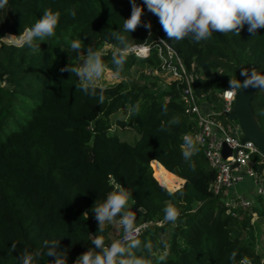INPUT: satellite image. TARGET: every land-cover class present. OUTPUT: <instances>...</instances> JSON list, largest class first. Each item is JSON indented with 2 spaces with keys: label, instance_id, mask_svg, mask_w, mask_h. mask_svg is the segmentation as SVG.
<instances>
[{
  "label": "trees",
  "instance_id": "1",
  "mask_svg": "<svg viewBox=\"0 0 264 264\" xmlns=\"http://www.w3.org/2000/svg\"><path fill=\"white\" fill-rule=\"evenodd\" d=\"M47 8L61 15L56 36L36 41L39 50L0 40V264H22V252L41 248L44 240L59 241L67 251V264H74L99 234L92 206L116 185L131 190L129 202L141 210L139 222L147 225L141 240L167 243L165 264H234L233 250L238 253L235 264L245 255L261 264L264 252L253 235L251 215L261 218L264 239V203L227 210L209 188L214 173L201 150L192 157L195 170L190 168L180 146L183 135L193 133L195 120L183 112L181 84L170 80L154 90L157 78L152 72L163 70L158 49L169 45L193 74L196 95L217 110L230 77L241 79L243 68L264 70V28L254 37L245 25L239 36L214 32L208 41H174L145 5L142 20L151 21V32L140 26L122 34L132 43H143L149 53L142 59L130 54L124 69L139 63L150 71H141L138 79L108 82V99L99 105L75 88V74L60 69L79 66V54L70 48L73 39H80L85 49L113 45L104 51L111 67L115 40L110 34L122 31L124 18L131 14L129 0H9L0 9V36L19 35ZM69 9H75V18ZM138 101V116L130 117L127 110L124 119L116 120L119 126L131 127L135 139L118 138L111 132L110 115ZM250 106L264 132L261 91L252 95ZM173 117L180 123L169 125ZM253 157L258 171L264 157ZM180 181L179 191L169 196L165 186L173 188ZM261 183L264 189V180ZM166 203L180 210L175 224L160 222ZM164 250L162 244L156 248ZM53 259L37 257L34 264Z\"/></svg>",
  "mask_w": 264,
  "mask_h": 264
},
{
  "label": "clouds",
  "instance_id": "2",
  "mask_svg": "<svg viewBox=\"0 0 264 264\" xmlns=\"http://www.w3.org/2000/svg\"><path fill=\"white\" fill-rule=\"evenodd\" d=\"M8 2L9 0H0V9H4ZM129 2L131 14L128 18H124L122 31H113L110 34L115 40L114 50L111 52V67L104 61L103 49L91 46L85 49L80 39H73L70 41V48L79 54L81 63L79 66L67 65L60 69L61 72L69 71L75 74L78 79L75 88L87 96L96 98L99 105H103L108 99L105 95L108 90V82L105 81L106 73L108 81L118 80L130 54L142 59L149 53V48L143 43H132L122 34L132 33L140 26L151 32V21L142 20L145 5L149 12L158 17L168 39L174 41H182L185 38H190L194 43L208 41L214 32L225 35L231 32L239 36L245 25H247V31L254 37L259 29L264 28V0H143L141 4H138L137 0H129ZM67 11L75 18V9ZM60 15L59 11H53L51 8L44 9L41 17L34 24L24 27L20 34L16 35L15 46L27 47L32 52L39 50L42 41L56 36ZM239 75L243 79L230 77L228 87L223 93V98L228 104L236 100L242 89L264 91V73L258 72L255 67L251 70L243 68ZM162 110L167 114L166 104ZM139 113V101L128 107L130 117L138 116ZM179 123L178 117H173L168 122L169 125ZM165 127L162 123L161 129ZM182 140L183 143L180 146L182 157L189 163L190 168L195 170L192 157L199 153L198 145L202 143V138L188 133L183 135ZM165 190L169 196H174L179 191L178 188L166 186ZM131 198V190L116 185L106 194L103 201H95L92 211L98 223L96 233L99 234L91 238V247L81 253L74 264H165L169 256L166 250L167 243L162 241L154 243L151 239L141 240L142 227L137 225V213L129 205ZM163 213L162 223L175 224L180 217V210L174 203H166ZM113 224L119 225L123 234L121 238L112 239L110 243H106L103 233L109 225ZM160 244L165 250L157 252L156 248ZM16 247V242H13L12 250L14 251ZM61 249L59 241L44 240L39 249L34 251L25 249L20 259L22 264H34L37 257L48 256L54 257L49 264H67V251ZM237 254L236 250L230 254L234 264ZM238 264H253V261L245 255ZM261 264H264V261Z\"/></svg>",
  "mask_w": 264,
  "mask_h": 264
},
{
  "label": "built area",
  "instance_id": "3",
  "mask_svg": "<svg viewBox=\"0 0 264 264\" xmlns=\"http://www.w3.org/2000/svg\"><path fill=\"white\" fill-rule=\"evenodd\" d=\"M158 54L161 57L162 71L168 74L170 80L181 84L183 112L195 120V129L192 135L202 138V143L198 147L208 167L214 173L209 186L211 192L219 195L221 201L227 206V210L247 207L250 200L239 194L235 185L242 179L241 172H244L253 177V181L256 183V193L264 191L252 164L255 154L263 155L252 141L240 138L241 131L236 120L226 117L232 103L228 104L223 98L225 88L220 94L221 106L216 111L202 110L198 95L193 88L194 76L186 69L176 52L164 43L163 48L158 49ZM223 143L229 149V152L224 156L221 153ZM122 234L118 238H121Z\"/></svg>",
  "mask_w": 264,
  "mask_h": 264
},
{
  "label": "rangeland",
  "instance_id": "4",
  "mask_svg": "<svg viewBox=\"0 0 264 264\" xmlns=\"http://www.w3.org/2000/svg\"><path fill=\"white\" fill-rule=\"evenodd\" d=\"M0 40L7 42V43H14L15 44L16 36L11 35V34H3L2 36H0ZM112 48L113 47H108V44H105L102 46L101 49H103L105 51L107 49H112ZM80 63H81V61L79 59V65H80ZM143 70L144 71H150L149 68H147V67H145L139 63H135L134 65H132L128 69H123L121 77L127 78V79H138L139 73ZM152 73L157 78L156 85L153 87L154 90H161L162 88H164L165 84L170 81V77L164 71L153 70ZM105 81L106 82H113L116 80L108 81V77H107V73H106ZM145 82H148V81H145ZM0 83H2V82H0ZM198 101H199L200 105L202 106V110H204L206 112L216 111V108H215L216 106L214 107L212 105L213 103L209 102L203 95L198 96ZM127 110H128V107L125 106V107L120 108L118 111H116L115 113L110 115L111 132H114L117 135V137L120 139H125L126 141L132 142L136 137L135 131L129 126H124V127L119 126V125H117V122H116L117 119H124L126 117ZM252 161L254 162V161H256V159L253 157ZM241 175H242V179L237 182V184L235 185V189L241 190L240 192H244L242 194V196L245 199L250 200V202H253L257 206H261L264 203L263 194L262 193L261 194L256 193V191H255L256 183L253 181V177L247 175L244 172H241ZM257 176H258V180H260V181L264 180V164L262 165L260 170L257 171ZM182 181L177 183V185L173 188L179 187L181 185ZM129 205L132 208V210L136 211V213H137V225L141 226V227L145 226L146 223H140L139 222V219L141 217V210L134 209L131 206L130 202H129ZM247 207H249V206H247ZM255 217H257L256 213H253L251 215V219L253 220V224H252L253 235L256 238L257 243L260 245L261 250H262V255H263L264 239H261V234H262L261 218L260 217L255 218ZM162 221H163V219H161L160 222H162ZM122 231L123 230H122V228H120L119 225H117V224L111 225V228H110L108 234L105 236L106 243H110V241L112 239H118V236ZM245 235H247L246 232H245Z\"/></svg>",
  "mask_w": 264,
  "mask_h": 264
},
{
  "label": "water",
  "instance_id": "5",
  "mask_svg": "<svg viewBox=\"0 0 264 264\" xmlns=\"http://www.w3.org/2000/svg\"><path fill=\"white\" fill-rule=\"evenodd\" d=\"M258 72L264 73V70H258ZM243 77H241V80ZM259 91L258 89H242L236 100L232 102L231 109L226 113L228 119L236 120L240 131L242 140H250L254 143L257 150L264 156V132L259 126L258 118L253 113L250 106V99L252 95ZM264 94V91H261ZM229 149L222 144L221 153L226 155Z\"/></svg>",
  "mask_w": 264,
  "mask_h": 264
},
{
  "label": "crops",
  "instance_id": "6",
  "mask_svg": "<svg viewBox=\"0 0 264 264\" xmlns=\"http://www.w3.org/2000/svg\"><path fill=\"white\" fill-rule=\"evenodd\" d=\"M240 191H241V190H237V192H238L239 194H241V195H242L244 192H240Z\"/></svg>",
  "mask_w": 264,
  "mask_h": 264
}]
</instances>
